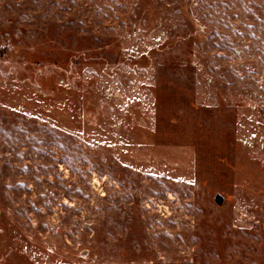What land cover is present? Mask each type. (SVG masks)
I'll use <instances>...</instances> for the list:
<instances>
[{"label": "rangeland", "instance_id": "rangeland-1", "mask_svg": "<svg viewBox=\"0 0 264 264\" xmlns=\"http://www.w3.org/2000/svg\"><path fill=\"white\" fill-rule=\"evenodd\" d=\"M0 264H264V0H0Z\"/></svg>", "mask_w": 264, "mask_h": 264}]
</instances>
